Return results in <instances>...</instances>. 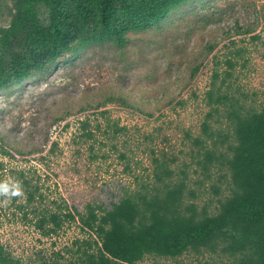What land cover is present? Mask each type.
Segmentation results:
<instances>
[{"label":"rangeland","instance_id":"obj_1","mask_svg":"<svg viewBox=\"0 0 264 264\" xmlns=\"http://www.w3.org/2000/svg\"><path fill=\"white\" fill-rule=\"evenodd\" d=\"M9 5L0 0V26L8 23ZM126 38L124 47L89 45L0 89V185L9 187L0 191V244L21 264L66 263V251L87 238L78 223L41 236L32 214L20 209L22 174L45 205L55 201L78 212L88 205L109 209L151 188L163 165L172 180L186 178L185 202L198 210L215 211L224 193L211 189L218 173L205 180L195 164L192 138L209 111L214 73L218 83L229 73V92L246 107L264 106V0H189ZM16 187L19 194H12ZM228 262L226 255L186 252L138 264Z\"/></svg>","mask_w":264,"mask_h":264},{"label":"trees","instance_id":"obj_2","mask_svg":"<svg viewBox=\"0 0 264 264\" xmlns=\"http://www.w3.org/2000/svg\"><path fill=\"white\" fill-rule=\"evenodd\" d=\"M188 1L10 0L8 23L0 26V89L89 45L124 47L126 34L152 27ZM228 76L224 72L218 83L214 73L206 92L209 111L199 137L192 138L195 164L205 180H211L212 170L219 176V185H211L215 194L224 192L215 211L185 202L186 178L172 180L165 165L151 188L127 194L109 209L88 205L84 212L55 201L53 207L45 205L38 187L22 174L20 209L25 217L32 214L41 236L71 223L87 234L66 251V263L44 264H138L146 256L176 258L186 252L226 255L227 264H264V106L246 107L230 94ZM187 194L194 198V192ZM0 264L21 263L0 244Z\"/></svg>","mask_w":264,"mask_h":264},{"label":"clouds","instance_id":"obj_3","mask_svg":"<svg viewBox=\"0 0 264 264\" xmlns=\"http://www.w3.org/2000/svg\"><path fill=\"white\" fill-rule=\"evenodd\" d=\"M0 191L4 193H9V187L7 185H0ZM20 189L18 187L15 188V191L12 194H19Z\"/></svg>","mask_w":264,"mask_h":264}]
</instances>
